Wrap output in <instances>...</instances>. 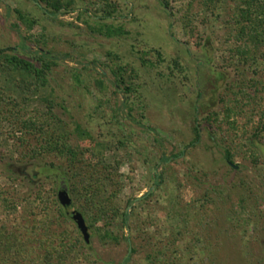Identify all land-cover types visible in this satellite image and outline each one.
Segmentation results:
<instances>
[{"label": "rangeland", "instance_id": "1", "mask_svg": "<svg viewBox=\"0 0 264 264\" xmlns=\"http://www.w3.org/2000/svg\"><path fill=\"white\" fill-rule=\"evenodd\" d=\"M113 1L118 4V11L114 18L106 19L103 24L122 28L127 34L106 38L89 29V25L95 27L97 19L94 13L89 17L83 15L88 5L81 0L78 1L76 12L60 13L53 17L37 6L39 0H0V50H13L23 57L31 55L24 48H29L33 53L38 50L52 52L58 67L51 84L57 92L58 101L65 107L58 109V113L67 121L73 117L101 140L113 145L125 142V148L112 151L107 158L110 161L121 160L120 174L130 177V180H125L124 191L120 196L122 206L129 214L130 225L137 224L131 213L136 203H127L154 192L157 203H149V206L156 208L154 213L156 217L159 216V221L148 226L151 227L148 233L153 237L152 242L160 243V246L162 240L168 243L172 234L176 233L175 227L184 225L181 218L173 214L167 216L173 206L179 205L188 220L185 227H189V233L180 244L183 249L192 234L203 227L200 221L206 217L218 221V227L225 229L245 227L244 220L236 221L233 209L242 197H247V205L261 220V231L249 237L244 236L242 229L231 232L236 236L230 239L224 235L222 247L214 254L216 260L212 262L206 258L202 245H199L193 252L191 264H259L257 262L260 260L264 263V148L260 152L261 163L255 165L252 159L237 156V166H234L233 171L225 160L220 140L228 126L224 125L220 131L202 121L204 112L220 111L219 98L225 87L237 76V69L225 61L230 57L229 50L232 48V44L226 41L230 32L227 21L234 3L224 0L226 8L221 11V18L209 15L204 22L201 0L196 2L192 15L198 32L196 38L190 39L180 22L183 8L181 1L172 0L169 9L160 0ZM100 9L102 6L96 10ZM16 10L36 19L38 25L29 30L20 21ZM42 35L47 36L49 43L46 47L34 42L42 43ZM200 39L202 46L198 47L196 41ZM152 50L161 52L166 63L160 64L157 53L152 52L149 58L154 65L150 63L145 67L140 60L141 52ZM107 51L121 56V63L132 67L138 77L135 84L140 99L134 102L132 114L125 106L128 100L122 90L119 89V95L111 98L114 79L104 57ZM175 60L180 62L183 73L173 67ZM76 74L82 77L84 86L76 83ZM100 76L107 80L109 89L105 96L110 103L97 110L101 96L99 91L93 88L88 92L84 87H92L94 80ZM195 118L198 122H195ZM238 122L243 126L246 116L238 118ZM195 126L199 127L201 136L195 148L189 154L177 158L176 164L171 161L166 165L164 158L178 155L184 145L193 141ZM213 132L219 139L214 137ZM18 158L17 155L12 157L7 147L0 144L2 186L11 187L10 179L14 178L19 183V193L29 196L40 189L57 187L54 179L37 174L52 159L24 164ZM162 175L165 186L162 190H156L160 180L157 176ZM244 187L250 189L245 191ZM61 190L65 191L64 183L60 184L59 193ZM145 214L142 212L143 216ZM5 216L0 210V219H5ZM22 216H25L24 210L19 208L17 216L9 217L14 225V221L21 220ZM239 216L245 217L241 212ZM62 227L80 232L77 225L71 222L62 224ZM123 233L128 242L104 246L95 232L89 231L90 251L100 264H124L132 249L129 239L134 233L130 228H126ZM148 252L146 248L134 257L131 264H146ZM247 252H250L251 262L245 256Z\"/></svg>", "mask_w": 264, "mask_h": 264}, {"label": "trees", "instance_id": "2", "mask_svg": "<svg viewBox=\"0 0 264 264\" xmlns=\"http://www.w3.org/2000/svg\"><path fill=\"white\" fill-rule=\"evenodd\" d=\"M78 1L39 0L37 6L53 17L60 13L76 12ZM81 1L88 5L83 15L89 17L94 13L97 19L94 28L88 26L92 32L106 38L127 34L122 28L103 24L106 19L114 18L118 11V4L113 0ZM160 1L169 9L172 0ZM178 1L183 2L180 22L188 38L194 39L198 28L194 26L192 10L199 0ZM231 1L234 7L227 21L230 32L226 42L232 44V48L229 50L230 57L225 61L227 65L237 69V76L225 87L219 98L220 111L204 112L202 121L209 124L210 128L220 131L224 125L228 126L226 134L220 140L225 160L234 171L237 156L252 159L258 165L261 163L260 152L264 148V0ZM201 5L205 15L204 22L209 15L220 19L221 11L226 8L224 0H201ZM100 6L102 9L96 10ZM16 14L29 30L38 25V21L25 12L16 10ZM42 39V43L33 41L46 47L49 43L47 36L42 35ZM196 45L201 47L202 39L196 41ZM24 50H28L31 55L23 57L13 50H0V144L7 147L12 157L17 155L18 160L24 164L52 159L37 174L54 179L57 187L40 189L29 196L19 193V183L14 178L10 179L11 187L0 184V210L6 215L5 219H0V264H100L81 231L62 227V224L70 222L78 227L76 219L84 221L88 232L94 231L104 246L128 242L123 232L130 228L134 233L129 239L132 250L124 264H131L134 257L146 248L150 251L146 256V264H191L193 252L199 245H202L206 258L212 262L216 260L214 254L222 247L224 235L230 239L236 236L231 232L236 233L242 229L244 236L249 237L250 234L253 236L256 231H261V220L247 205L249 198L242 197L233 209V216L237 222L244 220L245 227L225 229L218 227V221L208 220L206 217L200 221L203 227H199L181 249L180 244L189 233V227H185L188 223L186 213H182L180 206L175 205L167 216L173 214L181 218L184 225L175 227L176 233L172 234L168 243L162 240V246L160 243L154 244L153 237L148 233L151 227L148 226L159 221V216L156 217L154 213L156 208L149 206V203H157L156 195L151 192L141 199H132L127 203H136L131 213L137 224L130 225L129 214L120 200L125 180H130V177L120 174L123 164L121 160L110 161L107 158L112 151L125 148V142L113 145L101 140L73 117L69 121L65 120L57 111L65 107L58 101L57 92L51 84V78L58 67L52 52L38 50L33 53L29 48ZM152 52L157 53L160 64L166 63L161 52L144 51L141 52L140 60L145 67L151 63L149 56ZM104 57L114 79L111 98L119 95V89L122 90L128 100L125 106L128 107L129 114H132L134 102L140 99L139 89L135 84L138 78L135 70L122 64V57L115 52L107 51ZM173 67L183 73L178 60L173 62ZM74 80L84 86L79 74L74 75ZM84 88L88 92L93 88L99 91L101 96L97 110L110 103L105 96L109 88L104 76L95 79L92 87ZM130 100L133 102L129 103ZM197 110L196 108L195 111ZM245 116L246 123L240 126L238 118ZM194 133L193 141L184 145L178 155L163 157L166 165L171 161L176 164L177 158L189 154L195 148L201 138L199 127H194ZM212 134L219 139L216 133ZM157 178L160 180L156 190H162L165 186L163 175ZM61 183H64L65 191L72 200L70 209L64 208L59 200ZM244 188L245 191L250 189ZM19 208L24 210L25 216L14 221L13 225L9 216H17ZM142 212H146L145 216ZM240 212L245 215L244 218L239 216ZM162 215L161 218L164 217ZM140 220H143L141 227ZM118 230L121 232L118 233ZM245 256L251 262L250 252L245 253ZM186 261L190 263H185ZM257 263L264 264L261 260Z\"/></svg>", "mask_w": 264, "mask_h": 264}, {"label": "water", "instance_id": "3", "mask_svg": "<svg viewBox=\"0 0 264 264\" xmlns=\"http://www.w3.org/2000/svg\"><path fill=\"white\" fill-rule=\"evenodd\" d=\"M59 200H60V202H61V204H62V206L64 208H67V209L72 208V200H71L70 196L67 194L66 191H61L59 193ZM76 220H77V223H78V228L80 229V231L84 235L85 242L87 244H89L90 236H89L88 229H87V227L85 225V222L82 221L81 219H76ZM131 250L132 249H130V251Z\"/></svg>", "mask_w": 264, "mask_h": 264}]
</instances>
